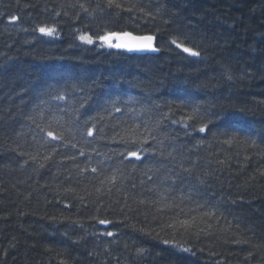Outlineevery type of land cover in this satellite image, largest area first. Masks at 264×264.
I'll use <instances>...</instances> for the list:
<instances>
[{
	"label": "trees",
	"instance_id": "trees-1",
	"mask_svg": "<svg viewBox=\"0 0 264 264\" xmlns=\"http://www.w3.org/2000/svg\"><path fill=\"white\" fill-rule=\"evenodd\" d=\"M115 4L0 0V264H264V0Z\"/></svg>",
	"mask_w": 264,
	"mask_h": 264
},
{
	"label": "snow or ice",
	"instance_id": "snow-or-ice-1",
	"mask_svg": "<svg viewBox=\"0 0 264 264\" xmlns=\"http://www.w3.org/2000/svg\"><path fill=\"white\" fill-rule=\"evenodd\" d=\"M109 2V6H112L115 4V0H108ZM116 7H120L119 4H115ZM148 15H151V13H149ZM11 21H16L18 20V17H11L10 18ZM39 32L44 34V35H48V36H52L55 34L56 29L55 27H49V26H41L39 27ZM78 39L86 44H94L96 42H100V45L103 47L104 45H107L109 48H116V49H125L128 51H158L159 49L155 48L153 45V40H154V36L152 35H133V33L131 32H104V34L101 35H97L96 38L94 39L93 35H89L87 33H82L81 35H79ZM118 41V42H116ZM171 44L175 45L177 49L181 50L182 53L188 54V56L191 57H199L201 55V53L197 50H195L192 47H187L185 46L184 43H178L176 39H172L171 40ZM232 77L229 75L228 79H231ZM64 97L60 96L57 97V99H63ZM117 111H119V109H117ZM197 110L193 109V113H195ZM193 116H188L187 119H192ZM207 125H204L202 127H200L199 131L204 132L206 130ZM88 135H92V130L88 131ZM47 136L50 137L52 140H62L63 136L61 134H57L54 131H47ZM146 139L141 141V148H143V144L146 143ZM227 143H231V140L226 141ZM81 155H83L84 153L81 152ZM169 155H171V153H169ZM128 156L130 157H135L137 160H139L141 158V151L137 150V151H132L128 153ZM34 159V157H33ZM47 159V157H46ZM25 163H27V161H25ZM181 167H183L181 165ZM86 171V170H85ZM92 172H97L98 169L96 168H92L91 169ZM185 171H188L187 169ZM116 181V176L113 175L111 177H107L104 181H101V183H108V184H114ZM100 224H109L111 223L108 220H100L99 221ZM192 224H194V221L190 222L188 220L182 221L181 225L185 228H190L192 226ZM106 235L108 236H112L113 233L112 232H107ZM165 244H175L176 247L180 248L181 251L183 252H190L191 249L190 248H185L183 247V245H180L178 242L175 241H168L165 240L164 241ZM144 250L143 249H137L138 253H142Z\"/></svg>",
	"mask_w": 264,
	"mask_h": 264
},
{
	"label": "water",
	"instance_id": "water-1",
	"mask_svg": "<svg viewBox=\"0 0 264 264\" xmlns=\"http://www.w3.org/2000/svg\"><path fill=\"white\" fill-rule=\"evenodd\" d=\"M133 35L141 36V35H152V34H135V33H133ZM152 36H154V35H152ZM116 42H118V41H116ZM153 45L156 48V38H155V36H154V40H153ZM122 50H124L126 52H135V53H153V52H155V51H150V50H148V51H128V50H125V49H122Z\"/></svg>",
	"mask_w": 264,
	"mask_h": 264
}]
</instances>
